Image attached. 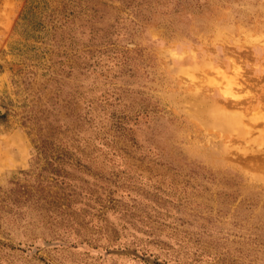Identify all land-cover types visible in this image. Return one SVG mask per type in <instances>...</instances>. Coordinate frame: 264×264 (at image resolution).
I'll use <instances>...</instances> for the list:
<instances>
[{"label": "rangeland", "instance_id": "obj_1", "mask_svg": "<svg viewBox=\"0 0 264 264\" xmlns=\"http://www.w3.org/2000/svg\"><path fill=\"white\" fill-rule=\"evenodd\" d=\"M263 109L264 0H0V264H264Z\"/></svg>", "mask_w": 264, "mask_h": 264}, {"label": "bare ground", "instance_id": "obj_2", "mask_svg": "<svg viewBox=\"0 0 264 264\" xmlns=\"http://www.w3.org/2000/svg\"><path fill=\"white\" fill-rule=\"evenodd\" d=\"M254 53V52H253ZM259 54V53H258ZM245 66V65H244ZM236 67V66H235ZM240 67V66H239ZM242 68V67H241ZM240 68V69H241ZM243 70V69H242ZM240 73L242 74V71L240 72V70H239V68H236L235 69V79H236V81H238L239 79L243 82V84H244V79L242 78V75H240ZM248 84V83H247ZM244 85H246V84H244ZM249 85V84H248ZM246 87H247V85H246ZM249 87V86H248ZM213 95V94H212ZM200 97V96H199ZM259 97V96H258ZM220 98L222 99V103H224V104H226V105H229V106H231L232 108L234 107V108H238V107H240V105H241V102H247V103H250V102H256V96H255V94H250V93H245V95L244 96H241V97H237V96H225V95H220ZM195 99H196V97H195ZM197 100H198V98H197ZM209 103V102H208ZM219 103V102H218ZM221 103V102H220ZM221 103V104H222ZM211 104V103H210ZM261 104V103H260ZM262 106V105H261ZM216 107H218V106H216ZM227 107V106H226ZM252 107V106H251ZM225 108V107H224ZM232 108H230V109H232ZM233 108V109H234ZM250 108V107H249ZM229 109V108H228ZM239 109V108H238ZM260 109H261V107H260ZM214 110V109H213ZM257 110H258V112H260L259 111V109L257 108ZM264 110V109H263ZM215 111V110H214ZM222 111V110H221ZM229 112V111H228ZM223 113V112H222ZM232 114V113H231ZM254 114V113H253ZM256 114V113H255ZM259 114V113H258ZM259 115H261V114H259ZM264 116V115H263ZM225 118H227L226 117V115H221V116H210V119L212 120V122L213 123H215L216 125H219V126H225ZM264 118V117H263ZM235 119V118H234ZM237 119V118H236ZM242 119H243V117H242ZM261 120L262 119V117L261 118H258V120ZM239 120H240V118H239ZM257 120V119H256ZM255 120V121H256ZM263 120V119H262ZM264 121V120H263ZM234 122V121H233ZM253 123V122H252ZM252 123H250V125L252 124ZM262 123V122H261ZM228 125V124H227ZM232 126V125H231ZM239 126V125H238ZM228 127V126H227ZM251 127H252V125H251ZM255 127V126H254ZM217 128V127H216ZM231 128V127H230ZM236 129V128H235ZM254 129V128H253ZM252 129V130H253ZM254 131V130H253ZM253 131L251 132L252 134L251 135H253ZM257 131V130H256ZM245 132L246 133H249V129H247V130H245ZM222 133V132H221ZM255 133H257V132H254V134ZM223 134V133H222ZM259 138H261L260 140H261V143L260 144H264V129L261 131V132H259ZM259 147V146H258ZM261 147V146H260ZM257 152H264V148H263V151H257ZM250 153V152H249ZM244 155V154H243Z\"/></svg>", "mask_w": 264, "mask_h": 264}, {"label": "trees", "instance_id": "obj_3", "mask_svg": "<svg viewBox=\"0 0 264 264\" xmlns=\"http://www.w3.org/2000/svg\"><path fill=\"white\" fill-rule=\"evenodd\" d=\"M40 144H41V153H42V154H46V149H47V146H48L49 144H48V143H45L44 140L41 141ZM47 166H49V168H50L49 172H47V173H50L51 175L54 176V178H53L54 181H58V179H56V178L61 177V176H60V170H59V169H56V168H54V167H52V163H50V162H49V164L47 163ZM43 171H46V170L43 169ZM58 183H59V182H58ZM13 190H14V189H13ZM16 192L19 193V194H22L19 190L16 191Z\"/></svg>", "mask_w": 264, "mask_h": 264}]
</instances>
